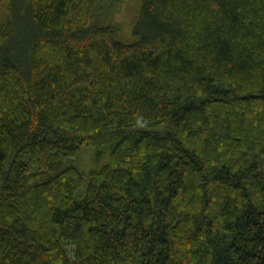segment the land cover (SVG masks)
Here are the masks:
<instances>
[{"label":"trees","instance_id":"trees-1","mask_svg":"<svg viewBox=\"0 0 264 264\" xmlns=\"http://www.w3.org/2000/svg\"><path fill=\"white\" fill-rule=\"evenodd\" d=\"M125 2L0 0V264H264V0Z\"/></svg>","mask_w":264,"mask_h":264},{"label":"rangeland","instance_id":"rangeland-1","mask_svg":"<svg viewBox=\"0 0 264 264\" xmlns=\"http://www.w3.org/2000/svg\"><path fill=\"white\" fill-rule=\"evenodd\" d=\"M137 0H126L124 8H123V17L125 20H131L132 17L134 16L133 10L136 7ZM91 150H90V149ZM97 150L96 145H92L86 148H83L79 153V156L77 155L76 157L73 158H68L67 163H71L74 161L76 164L80 166H85L91 161V165L94 166L96 165V160H95V153ZM83 151V152H82ZM93 154V156H92ZM77 166V165H76ZM79 167V166H78ZM80 169H83L79 167Z\"/></svg>","mask_w":264,"mask_h":264}]
</instances>
